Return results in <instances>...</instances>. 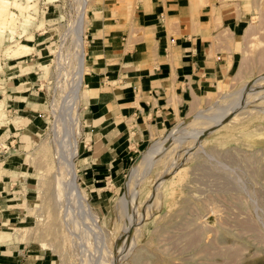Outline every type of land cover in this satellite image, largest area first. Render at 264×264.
Instances as JSON below:
<instances>
[{
  "label": "rangeland",
  "instance_id": "1",
  "mask_svg": "<svg viewBox=\"0 0 264 264\" xmlns=\"http://www.w3.org/2000/svg\"><path fill=\"white\" fill-rule=\"evenodd\" d=\"M244 1L233 74L190 109L185 129L90 192L67 168L87 71L74 91L75 30L85 8V40L88 14L115 0H0L1 209L13 216L0 238L19 264H264V0ZM19 101L26 118L15 125Z\"/></svg>",
  "mask_w": 264,
  "mask_h": 264
},
{
  "label": "crops",
  "instance_id": "2",
  "mask_svg": "<svg viewBox=\"0 0 264 264\" xmlns=\"http://www.w3.org/2000/svg\"><path fill=\"white\" fill-rule=\"evenodd\" d=\"M249 14L244 0H115L88 14L75 160L84 188L112 185L137 151L228 80L240 64ZM23 103L17 104L15 125L26 118ZM27 113L30 121L34 115ZM11 135L20 137L19 131ZM6 178H0V234L13 221L1 209ZM14 251L9 238L1 237L0 264H19Z\"/></svg>",
  "mask_w": 264,
  "mask_h": 264
},
{
  "label": "bare ground",
  "instance_id": "3",
  "mask_svg": "<svg viewBox=\"0 0 264 264\" xmlns=\"http://www.w3.org/2000/svg\"><path fill=\"white\" fill-rule=\"evenodd\" d=\"M80 12H82L81 18H80V21L77 24V27L75 30L77 33V37H76L77 38V44H76V48H75V55L77 58L78 67H77V74L75 73L77 75V80L75 79L76 82H75V87L73 88V90L77 91V92L79 90V86H80L81 80L83 78L84 71L86 70V65H85L86 46H85V40L83 37V31H84V26H85V19H84L85 15L84 14L86 13L85 8L81 9ZM21 46L24 48V50L29 48V46L27 44H22ZM17 52H19V51H16L15 53H17ZM193 119H194V117H193ZM193 122L195 123L196 120ZM185 124H187L186 121L181 120L173 129H171L169 131V133L172 134V133H175L176 131H178L180 129H185V126L187 127V125L189 123L187 125H185ZM149 156H150V154H149ZM67 162H68L67 168H68V172H69L68 177L70 179L69 181L72 185L76 186L75 164L72 161H70V159H67ZM139 167H141V166H139Z\"/></svg>",
  "mask_w": 264,
  "mask_h": 264
},
{
  "label": "water",
  "instance_id": "4",
  "mask_svg": "<svg viewBox=\"0 0 264 264\" xmlns=\"http://www.w3.org/2000/svg\"><path fill=\"white\" fill-rule=\"evenodd\" d=\"M205 133H206V132H204V134H205ZM204 134H203V135H204Z\"/></svg>",
  "mask_w": 264,
  "mask_h": 264
}]
</instances>
